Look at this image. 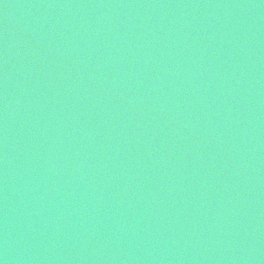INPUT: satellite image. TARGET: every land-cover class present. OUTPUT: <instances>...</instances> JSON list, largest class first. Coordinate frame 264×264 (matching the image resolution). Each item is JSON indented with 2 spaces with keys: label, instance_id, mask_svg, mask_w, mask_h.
<instances>
[{
  "label": "water",
  "instance_id": "water-1",
  "mask_svg": "<svg viewBox=\"0 0 264 264\" xmlns=\"http://www.w3.org/2000/svg\"><path fill=\"white\" fill-rule=\"evenodd\" d=\"M0 264H264V0H0Z\"/></svg>",
  "mask_w": 264,
  "mask_h": 264
}]
</instances>
